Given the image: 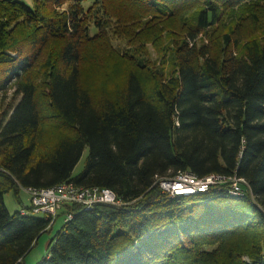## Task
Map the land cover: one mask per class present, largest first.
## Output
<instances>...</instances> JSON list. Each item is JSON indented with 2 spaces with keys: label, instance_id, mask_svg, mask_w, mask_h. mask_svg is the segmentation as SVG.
<instances>
[{
  "label": "trees",
  "instance_id": "16d2710c",
  "mask_svg": "<svg viewBox=\"0 0 264 264\" xmlns=\"http://www.w3.org/2000/svg\"><path fill=\"white\" fill-rule=\"evenodd\" d=\"M4 99L0 264L56 220L5 196L66 183L122 206H64L38 264H264V0H0ZM183 172L248 191L155 185Z\"/></svg>",
  "mask_w": 264,
  "mask_h": 264
},
{
  "label": "built area",
  "instance_id": "2783aa9c",
  "mask_svg": "<svg viewBox=\"0 0 264 264\" xmlns=\"http://www.w3.org/2000/svg\"><path fill=\"white\" fill-rule=\"evenodd\" d=\"M229 185V195L233 198L244 196V186L246 182L237 176L225 177L220 175H210L204 178L183 172L172 178H156L155 185H158L163 193L172 198L203 194L210 188L220 185ZM31 201L30 210L33 214H46L48 218L55 220L58 212L66 205H80L86 211L92 210L97 205H108L121 207L122 202L117 195L109 189L99 188H79L73 184H62L50 189L24 190ZM27 210H22V214H27ZM72 220V215H68L65 222Z\"/></svg>",
  "mask_w": 264,
  "mask_h": 264
},
{
  "label": "rangeland",
  "instance_id": "374dc122",
  "mask_svg": "<svg viewBox=\"0 0 264 264\" xmlns=\"http://www.w3.org/2000/svg\"><path fill=\"white\" fill-rule=\"evenodd\" d=\"M154 59L155 55L153 54ZM9 103V99H4L2 102H0V106H2V109H5L6 106ZM88 156V149L85 150L83 158L81 162L77 165V167L74 170V175L79 174L85 166V161ZM5 205L7 210L11 213L14 214L16 212H22V210H28L29 213H31L32 216L41 218V219H46L47 215L42 213V214H33L30 208L31 206V201L29 196L25 193V191H20L18 195H15L13 192L8 193L5 196ZM64 217L62 215H59L56 220L55 224L52 227V229L42 235L40 239L38 240V243L36 246L33 248V250L27 255L25 258V263L24 264H38L41 262V260L48 255V253L51 250V241L52 239L57 236V234L61 231L63 224H64Z\"/></svg>",
  "mask_w": 264,
  "mask_h": 264
}]
</instances>
